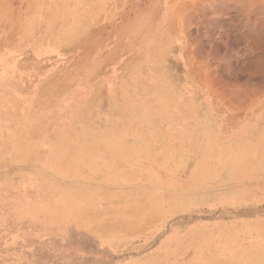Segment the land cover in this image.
I'll use <instances>...</instances> for the list:
<instances>
[{
	"label": "rangeland",
	"instance_id": "rangeland-1",
	"mask_svg": "<svg viewBox=\"0 0 264 264\" xmlns=\"http://www.w3.org/2000/svg\"><path fill=\"white\" fill-rule=\"evenodd\" d=\"M264 264V3L0 0V264Z\"/></svg>",
	"mask_w": 264,
	"mask_h": 264
},
{
	"label": "bare ground",
	"instance_id": "bare-ground-1",
	"mask_svg": "<svg viewBox=\"0 0 264 264\" xmlns=\"http://www.w3.org/2000/svg\"><path fill=\"white\" fill-rule=\"evenodd\" d=\"M249 264H260V263H258V261H252V263H249Z\"/></svg>",
	"mask_w": 264,
	"mask_h": 264
},
{
	"label": "clouds",
	"instance_id": "clouds-1",
	"mask_svg": "<svg viewBox=\"0 0 264 264\" xmlns=\"http://www.w3.org/2000/svg\"><path fill=\"white\" fill-rule=\"evenodd\" d=\"M261 3H264V0H260Z\"/></svg>",
	"mask_w": 264,
	"mask_h": 264
}]
</instances>
